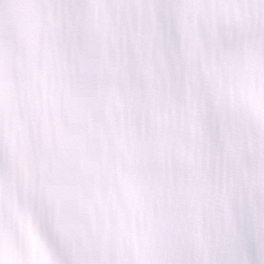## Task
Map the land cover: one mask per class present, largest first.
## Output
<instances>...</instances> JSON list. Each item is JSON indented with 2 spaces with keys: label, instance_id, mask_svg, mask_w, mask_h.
Masks as SVG:
<instances>
[{
  "label": "snow or ice",
  "instance_id": "6c2138e0",
  "mask_svg": "<svg viewBox=\"0 0 264 264\" xmlns=\"http://www.w3.org/2000/svg\"><path fill=\"white\" fill-rule=\"evenodd\" d=\"M0 264H264V0H0Z\"/></svg>",
  "mask_w": 264,
  "mask_h": 264
}]
</instances>
